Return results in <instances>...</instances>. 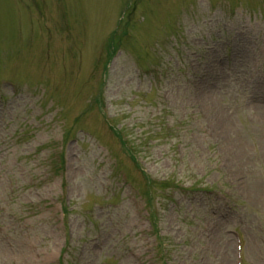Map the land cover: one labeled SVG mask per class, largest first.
<instances>
[{
	"label": "rangeland",
	"instance_id": "374dc122",
	"mask_svg": "<svg viewBox=\"0 0 264 264\" xmlns=\"http://www.w3.org/2000/svg\"><path fill=\"white\" fill-rule=\"evenodd\" d=\"M0 264H264V0H0Z\"/></svg>",
	"mask_w": 264,
	"mask_h": 264
},
{
	"label": "trees",
	"instance_id": "16d2710c",
	"mask_svg": "<svg viewBox=\"0 0 264 264\" xmlns=\"http://www.w3.org/2000/svg\"><path fill=\"white\" fill-rule=\"evenodd\" d=\"M113 132H114V135H115V136L119 139V141L122 143V145H123L125 148H127V145H126V143L124 142V139H123L121 133L118 132V131H116V129H115V130L113 129ZM128 150H129V149H128Z\"/></svg>",
	"mask_w": 264,
	"mask_h": 264
}]
</instances>
